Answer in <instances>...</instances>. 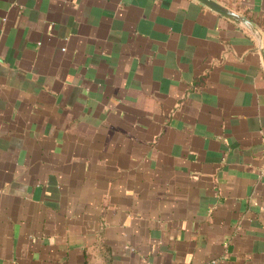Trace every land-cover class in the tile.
Here are the masks:
<instances>
[{
  "label": "crops",
  "instance_id": "crops-1",
  "mask_svg": "<svg viewBox=\"0 0 264 264\" xmlns=\"http://www.w3.org/2000/svg\"><path fill=\"white\" fill-rule=\"evenodd\" d=\"M0 0V264H264V0Z\"/></svg>",
  "mask_w": 264,
  "mask_h": 264
},
{
  "label": "water",
  "instance_id": "water-1",
  "mask_svg": "<svg viewBox=\"0 0 264 264\" xmlns=\"http://www.w3.org/2000/svg\"><path fill=\"white\" fill-rule=\"evenodd\" d=\"M199 1L203 2L204 4H206L207 6H209L210 8H212L213 10H215V11L221 13V14H225V15L229 14V15H231L229 12H227V11H226L225 9H223L222 7L217 6V5H216L213 1H211V0H199Z\"/></svg>",
  "mask_w": 264,
  "mask_h": 264
},
{
  "label": "built area",
  "instance_id": "built-area-1",
  "mask_svg": "<svg viewBox=\"0 0 264 264\" xmlns=\"http://www.w3.org/2000/svg\"><path fill=\"white\" fill-rule=\"evenodd\" d=\"M263 173H264V170H263Z\"/></svg>",
  "mask_w": 264,
  "mask_h": 264
}]
</instances>
